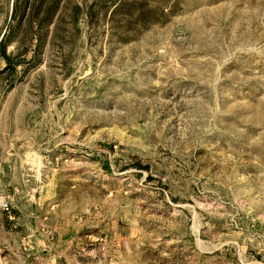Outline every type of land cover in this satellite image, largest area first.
Instances as JSON below:
<instances>
[{"label":"rangeland","instance_id":"374dc122","mask_svg":"<svg viewBox=\"0 0 264 264\" xmlns=\"http://www.w3.org/2000/svg\"><path fill=\"white\" fill-rule=\"evenodd\" d=\"M58 1L0 57V264H264V0Z\"/></svg>","mask_w":264,"mask_h":264},{"label":"trees","instance_id":"16d2710c","mask_svg":"<svg viewBox=\"0 0 264 264\" xmlns=\"http://www.w3.org/2000/svg\"><path fill=\"white\" fill-rule=\"evenodd\" d=\"M60 3L58 0H54L52 3L45 5L44 0L32 1L30 0H14L12 3L11 11V24L8 26V33L3 34L0 39V57L5 62V68L13 66L12 56L7 52V45L11 41V36L15 31V27L20 25L21 21L25 19L28 23H32V19L39 18L38 31L43 34L45 27L50 25L55 18L58 17V9ZM78 5L74 8V20L79 12ZM40 16V17H38ZM13 23V24H12ZM45 33V32H44ZM4 70V69H3Z\"/></svg>","mask_w":264,"mask_h":264}]
</instances>
